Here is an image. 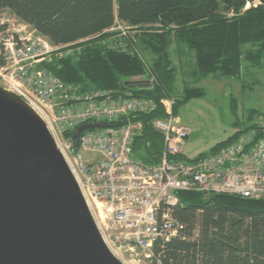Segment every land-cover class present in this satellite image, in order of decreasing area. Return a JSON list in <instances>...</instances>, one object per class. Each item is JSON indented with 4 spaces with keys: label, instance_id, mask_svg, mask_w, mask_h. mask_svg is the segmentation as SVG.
<instances>
[{
    "label": "trees",
    "instance_id": "1",
    "mask_svg": "<svg viewBox=\"0 0 264 264\" xmlns=\"http://www.w3.org/2000/svg\"><path fill=\"white\" fill-rule=\"evenodd\" d=\"M4 8L52 44L74 49L45 64L64 84L82 93L107 90L113 98L158 103L149 113L130 115L142 124L132 155L146 164L157 163L162 154L163 137L151 125L165 115L159 101L174 98L178 116L183 104L205 94L202 87L185 85L174 96L173 44L193 53L196 84L208 78L239 80L250 69L264 77V0H0ZM117 22L127 26L126 35L108 31ZM140 76L150 83L135 85L132 79ZM172 215L181 228L168 241L153 244L151 264H264V200L179 192Z\"/></svg>",
    "mask_w": 264,
    "mask_h": 264
},
{
    "label": "built area",
    "instance_id": "2",
    "mask_svg": "<svg viewBox=\"0 0 264 264\" xmlns=\"http://www.w3.org/2000/svg\"><path fill=\"white\" fill-rule=\"evenodd\" d=\"M117 28L127 34V26L119 22L108 31ZM65 47L0 9V85L20 96L45 122L113 254L151 264L153 244L168 241L181 228L172 215L179 192L264 200V122L238 129L215 151L188 159L184 148L190 130L173 114L174 98L161 99L165 115L151 121L163 137L161 158L143 163L132 155L142 124L131 121L130 115L149 113L158 103L146 97L113 98L107 90L82 93L64 84L45 64L66 56ZM96 122L105 126L84 130L75 154L71 137L62 142L65 132L72 135L78 126ZM79 149L96 152L98 159L85 162Z\"/></svg>",
    "mask_w": 264,
    "mask_h": 264
},
{
    "label": "water",
    "instance_id": "3",
    "mask_svg": "<svg viewBox=\"0 0 264 264\" xmlns=\"http://www.w3.org/2000/svg\"><path fill=\"white\" fill-rule=\"evenodd\" d=\"M103 122L78 126L80 134ZM0 264H125L104 242L40 116L0 86Z\"/></svg>",
    "mask_w": 264,
    "mask_h": 264
},
{
    "label": "rangeland",
    "instance_id": "4",
    "mask_svg": "<svg viewBox=\"0 0 264 264\" xmlns=\"http://www.w3.org/2000/svg\"><path fill=\"white\" fill-rule=\"evenodd\" d=\"M118 30L120 28L111 32ZM129 33L134 35L136 31ZM63 50L65 54L71 55L74 49ZM144 57L150 59L152 55L144 53ZM170 58L176 68L175 97L180 95L185 85L199 86L205 91L202 97L189 100L178 110L179 122L190 130L184 148V155L188 159L208 151L250 123L264 122V77L261 71L250 69L239 80L230 77L208 78L196 84L191 75L194 68L193 53L181 45L173 44ZM132 80L138 86L150 83L146 76ZM62 137V142L68 140L65 135ZM79 154L87 163L96 161L99 156L96 152L84 149H79ZM117 257L125 264H137L131 261L133 256L128 254H118Z\"/></svg>",
    "mask_w": 264,
    "mask_h": 264
}]
</instances>
